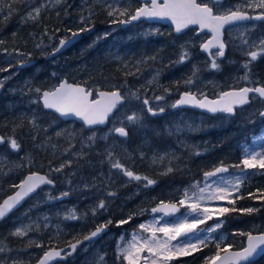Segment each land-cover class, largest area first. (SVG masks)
Masks as SVG:
<instances>
[{
    "label": "rangeland",
    "instance_id": "1",
    "mask_svg": "<svg viewBox=\"0 0 264 264\" xmlns=\"http://www.w3.org/2000/svg\"><path fill=\"white\" fill-rule=\"evenodd\" d=\"M23 1L25 2V0ZM68 1L74 11L68 24L86 26L87 19H91L83 8L88 0ZM64 2L67 1L60 0V3L57 4L55 0H27L24 7H20V12L13 21L12 27L17 28L24 25H28L27 28L29 29L30 25L43 27V31L40 32L29 31V37L34 39L32 52L2 48L6 46L4 42L8 40V37L7 32L3 27H0V41H3L0 43V63L6 64L9 68V70L0 71V114L8 111L14 117L26 118L28 124V128L24 129V132L18 136L19 139L11 138L16 139L19 145L23 143L22 151L20 148L18 151L11 149L9 137H6V146L0 147V194L1 190L4 193L13 190L12 185L19 184L26 173L31 172L29 170L36 167H44V172L56 183L55 186L43 187L17 212L3 222L0 231V246L3 247V251H0V264H23L29 261L31 256H35L51 246V241H55L58 235L67 230L70 231L71 228L68 226L72 223L81 222L82 226L84 224L98 226L101 222L111 220V226L114 224L119 229L121 225L118 226L117 222L127 219L129 216L127 214L128 209L134 207L135 204L145 203L147 197L145 196L144 185L147 181L143 178L147 176L135 171L136 173H133L142 179L139 181L130 179L124 175L123 170L112 168V162L118 160L124 169L130 171L129 167L135 169V163L132 160L139 158L142 161L140 164L146 160L149 162L148 165H156L157 170L165 175L169 174V168H175L177 174L168 176L175 181H168V186L157 193L164 198L179 201L184 189L193 183L200 180V186H203V176L201 179L189 180L188 184L185 185L177 181L180 177H188V171L183 162L192 155L203 153L209 146L213 148L215 145L211 137L204 135L207 131L209 132L210 126L213 125L207 119L208 117L185 109H173L172 105L178 97H176L173 89L167 88L163 84L164 71L159 65L161 60L154 63L156 64L155 67L137 74L132 83L123 85V94L127 96L126 102L110 119L105 128L83 131L81 126L74 121L63 123L56 117L41 113L38 109V103L34 101H37L39 96L35 90L37 88L44 89L41 87L42 83L49 82L45 89L53 88L64 78L82 84L83 80L89 79L88 76L97 71L96 69L99 70L100 64L121 60L123 53H119V49L122 41L132 38L138 39L140 35L148 36L157 32L163 35L166 32V27L157 25L144 24L140 27L122 28L118 22H109L102 26L98 32L90 35L92 46L80 42L77 48L53 55L54 49L58 47L60 40L65 38L67 32L65 26H61L58 30L56 28L46 30L44 19L49 15V11ZM89 2L93 6L99 7L100 11L102 9H105L107 13L112 11L116 21L123 17L119 15V11L128 10L132 5L130 0H89ZM0 3L7 5L8 0H0ZM41 3L45 4L46 7L41 10L39 17L36 19L28 18V13L32 8L40 6ZM244 4L245 0H226L222 3V7L241 5L243 10H252V8L245 7ZM57 32L59 34H56ZM225 33L227 54L224 59H217L220 67H223L221 77H218L216 70L210 67L212 58L209 59L208 63H205V58L199 52V46L204 42V34H195L194 30H190L184 35L172 39V48L178 53L179 62L183 53L187 52L188 54L187 58L179 65L171 66V68H180L183 65L185 71L186 79L179 93L191 91L196 95L214 97L219 94L220 85L225 87L227 83L234 84L239 77L244 75L245 69L241 66L250 59L244 53L246 50H257V48L247 49L246 46L242 45V40L246 38L250 45L264 40V25L240 24L229 28ZM13 35L12 38L15 37V34ZM206 36L208 37V35ZM37 45L40 46L37 47ZM141 46L142 43L140 42L139 47ZM92 54L97 55L92 58ZM95 57L99 58L95 59ZM33 59L36 62L32 66L18 67L19 64ZM12 66L13 68H11ZM167 67L168 65L165 68ZM27 68L31 69L24 71ZM43 71L45 76L37 78ZM194 72L196 73L195 76H193ZM154 76L156 77L155 80H153ZM190 78L194 83L187 84L186 81ZM112 80H109V83H112L110 86H115L116 82L114 79ZM150 80L153 81L151 84L148 83ZM236 86L242 85L237 82ZM95 90L101 89L95 88ZM131 92H136L140 99L137 100L131 96ZM156 96H163L164 99L156 101ZM144 98L149 99L150 105L154 109L164 107L165 111L157 115L162 116V119L170 120L172 124H165L161 120L160 125H155V123L147 121L144 124V131L140 132L142 134L139 136L141 137L139 144L149 151L144 150L145 154L134 157V154L129 151L128 136L118 137L111 130L121 126H124L127 131L136 128L133 123L126 120L127 115L135 113L140 116L146 113L151 116L142 103ZM263 105L261 100L252 98L248 106L236 113L237 119L243 122L234 123L232 132H238L240 125H242V134L247 136L251 123L258 118L264 119L260 115ZM203 123L207 125L204 131ZM213 126L219 128L221 123H214ZM57 132L61 135L57 136ZM93 133H95V140L89 142L88 137ZM144 134L148 140H145ZM254 137L258 136L255 135ZM163 138L166 139L165 144L162 141ZM137 143V139L134 138V144ZM60 145H63L64 148H61ZM109 151L112 153L111 161L108 156ZM61 164L64 165L63 169L55 171ZM233 174L229 173L225 176ZM153 180L158 181L156 178ZM249 182L253 183L251 180ZM65 192L68 195L63 196L62 194ZM109 193H113V195H109ZM135 196H141L142 199L130 207L131 197ZM100 201H104L106 207L93 214V209L98 207ZM217 204L214 205L216 208ZM206 206H209V202H206ZM183 207L185 214L180 218H184L190 212L187 205ZM146 210V206L140 205L136 211V216L144 215ZM72 212L77 218H66ZM119 213L122 217L114 221L112 215ZM188 219L191 221L190 216ZM16 228L27 229L26 235H14ZM133 232L135 231L130 230L128 236L132 237ZM115 235L119 238L124 237L119 234ZM110 237L113 238V233H108L104 239L93 245L82 246L79 249V254L91 251L98 253L99 256V251L108 245L107 239ZM160 238H164L163 234L160 235ZM4 241H8L9 245L4 246ZM176 243L175 240L171 241L173 245ZM37 244L41 246L37 247ZM107 247V250H103L104 254L95 259L98 264H111L109 255L113 256L112 264H127L122 258H118V250L116 252L111 245ZM143 255L147 256L148 253L145 252ZM95 261L88 264H94Z\"/></svg>",
    "mask_w": 264,
    "mask_h": 264
},
{
    "label": "snow or ice",
    "instance_id": "2",
    "mask_svg": "<svg viewBox=\"0 0 264 264\" xmlns=\"http://www.w3.org/2000/svg\"><path fill=\"white\" fill-rule=\"evenodd\" d=\"M15 0H8L7 3V16L5 19L10 17L15 9L12 4ZM27 3V0H25ZM55 3H60V0H55ZM245 7L252 9H261L260 13L256 16H250L246 11L243 10L241 5L234 7L223 8L222 0H144L142 6L137 7L134 13L129 14L128 10L119 11L120 16H128L125 20H114V23L128 24L131 21L138 20L140 18L148 19H167L175 25V31L177 33L188 28L190 25H198L200 30L207 29L211 34V39L200 45L201 49L208 52L212 57L210 62L211 69L219 70L220 64L217 62L218 58H222L225 55L226 44L222 39L223 29L225 25L232 24L234 22H240L250 19L264 20V0H245ZM46 7L45 4L41 3L40 6L32 8L28 13V18L36 19L39 17L41 10ZM215 9V11H214ZM114 13L109 11L108 15L112 16ZM83 31V29H81ZM77 33H73L76 36ZM3 43V41H0ZM65 45V40H60V46ZM242 45L246 46L247 49L256 47L258 50H246L245 55L250 59L247 60L241 67L245 69L244 75L239 77L240 80L247 82L249 85L256 84L257 82L251 80V69L249 65L251 62L256 61L258 56L264 54V40H260L254 45H250L248 40L245 38L242 40ZM40 45H37L39 47ZM212 49H216L212 52ZM59 48L54 51H59ZM187 52L183 53L180 57V61L183 62L187 58ZM150 59H155L152 57ZM6 70V69H4ZM137 71L139 69L137 68ZM157 75H159L157 73ZM196 73H193L195 76ZM156 77H153L155 80ZM153 81L150 80L148 83L151 84ZM187 84H192L194 81L190 78L186 81ZM120 87L112 86L111 91H99L96 92V98H92L93 91L90 88L81 86L80 84L68 83L63 80L58 86H55L50 90H41L37 88L35 91L39 94L36 103H42L45 109L53 110L58 113L61 117L75 116L81 119L83 124L89 128L97 125H103L108 120L109 116L113 113L117 106L122 104L127 96L122 95ZM250 94L255 97L264 99V85L258 86H244L240 88H233L229 91H224L219 94V97L215 100H209L206 96L203 99H198L197 95L191 91H185L181 94L173 108L181 105H191L206 109L209 112H223V113H234L236 106H242L250 102ZM131 96L137 100L140 96L136 92H131ZM163 96H156L155 100H163ZM146 111L151 115H157L165 111L164 107L154 109L150 105L148 98H144L142 101ZM261 116H264V111L260 112ZM126 120L130 123H136L140 120V116L133 113L127 115ZM111 131L117 133L120 137H127L128 132L124 126L115 127ZM57 136L61 133L57 132ZM35 139V137H33ZM95 133L88 137L89 142H94ZM257 141H264V134L259 137H254L251 145H245L242 148L243 158L240 164L234 167L242 169L233 175L225 176V173L229 172V168L221 164L215 167L212 171H207L203 174V186L200 181H197L184 189L182 198L179 199L178 203L181 206L187 205L190 212L187 213L183 219L176 220L175 222L164 221V217L174 216L179 211L176 203L160 201L155 207L151 209L153 214L162 213V216H155L152 221L147 223H140L138 225V232H133L131 240L126 245H118V258H122L127 264H169L177 256H188L194 251H199L200 245L207 246L209 239L216 240L215 247L216 252L212 256L206 258V264H246V262L252 261L255 255L264 253V232L253 234L252 232L240 233L246 235L247 244L239 250H233L231 244L224 243V237H210V233L214 232L222 226V221L217 222L213 227L207 229H201L197 231L198 225L204 224L207 220H211L216 211L219 215H223L229 211H237L236 208L221 207L217 210L206 206V202L214 200H225L228 199L230 204H234L235 201L230 199L234 192H238L241 183L247 176V169L260 168L264 169V144H260V150H257ZM4 137H0V143H4ZM10 147L13 150H19L20 145L16 139H10ZM199 154V153H197ZM109 159L111 161L112 153L108 152ZM69 163H71L69 161ZM64 165L61 164L55 171H61ZM111 167L114 169L123 170L124 175L134 180H141L142 177L135 175L132 171L124 169V166L117 160L111 163ZM168 171H172L171 168ZM147 181L146 186L152 185L155 181L143 178ZM44 184H53V181L45 175L32 172L25 177L19 184H14L12 187L18 190L7 199L3 200L0 204V219H3L14 207H16L25 197L30 193H33L37 188ZM63 196L68 195L67 192L62 194ZM113 195V193H109ZM249 195H252L251 193ZM242 198V197H237ZM264 199V194L260 197ZM104 201H100L97 208L93 209V214L99 209H104ZM241 211L252 213L256 211L254 208H245ZM191 217L189 221L188 217ZM68 219H76L75 213H69L66 217ZM132 217L128 219H122L117 222L118 226L127 224L130 222ZM111 224L112 221L107 222ZM107 224L98 226L89 235L83 237V240H91L96 237ZM27 229L16 228L14 235L24 236L26 235ZM141 233H148L149 235L144 236ZM158 233L163 234V239L158 236ZM184 237L183 240H178V237ZM195 237V239H193ZM123 240V237L121 238ZM177 241L176 244H171V241ZM82 241L77 240L75 243L70 244V252L65 253V249H49L45 251L43 256L39 259L38 264H49L50 261L55 258H61L62 253L70 255L71 252H75L77 246ZM224 245L223 247L221 245ZM37 247L41 245L37 244ZM0 251H3V247L0 246ZM148 253L147 256L143 255Z\"/></svg>",
    "mask_w": 264,
    "mask_h": 264
},
{
    "label": "trees",
    "instance_id": "3",
    "mask_svg": "<svg viewBox=\"0 0 264 264\" xmlns=\"http://www.w3.org/2000/svg\"><path fill=\"white\" fill-rule=\"evenodd\" d=\"M67 2L62 3L57 8L53 9L52 11H49V15L47 16L45 20L44 26L46 27V30H53L56 28L57 30L61 26H65V31L67 34L65 35V38L70 36L74 32H85L86 26H73L69 25L71 14L74 12L72 6L69 5V1L65 0ZM25 2L23 0H15V2L12 4V7L15 9V11L12 13L10 17L5 19L7 16V5L0 3V27H3V29L7 32L8 40L4 42V45L2 48L4 49H18V50H24L25 52H32L33 51V37H29V31H43V27L36 25H30V29L27 28L28 25H24L23 27H12L13 21L17 18L18 13L20 12V7H24ZM86 11V13L91 17L92 20H100L101 23L98 24V28L100 29V26L104 22H107L109 20V16L104 12L100 11L99 7L93 6L88 0V3L83 7ZM83 29V31H81ZM15 34V37L12 38ZM56 34H59L57 32ZM62 34V33H61ZM60 34V36H61ZM89 39V38H87ZM83 41L85 38L82 39ZM171 39L169 38V35L162 36L161 38H156L153 40H141L142 46H140V38H132L130 40H124L120 43V49L119 52L123 56L120 61H108L104 64H100L99 70L93 72L88 77L89 79L83 80L82 84L86 85L90 89L95 92V88H99L102 90H111L112 86H110L109 80L114 79L116 82L115 86H122L120 87V90L124 92L123 85H127L129 83L133 82L134 77L137 76V74L146 72L148 68L156 66V62L161 60L159 63L160 68L163 69V84L167 88H171L175 91L176 97L179 96V91L181 90L186 76L185 71L182 67L178 68H171L172 65H179L181 61L179 62V55L176 53V51L171 47L170 43ZM73 45L70 49L77 48L78 43ZM84 43H87V45L92 46L91 40H85ZM86 45V46H87ZM258 50V49H257ZM67 51V50H66ZM65 51V52H66ZM97 54H92L91 57L94 58V56ZM169 55V56H167ZM238 57V55H235ZM152 57H155V59H150ZM99 58V57H98ZM95 57V59H98ZM209 60H206L205 63H208ZM166 65H168L167 68ZM32 66V65H31ZM6 64L0 63V71H6L9 70ZM30 67V66H29ZM187 67V66H184ZM251 69L252 75L250 76L251 80L257 82L255 85H264V54L258 56L256 61L251 62L249 65ZM13 68V66L11 67ZM137 68L139 71H137ZM183 68V69H181ZM222 66L219 70H216V74L218 77H221L222 72ZM6 69V70H4ZM31 68L24 69V71H27ZM44 71L37 77L42 78L44 77ZM113 81V80H112ZM51 82V81H50ZM224 82V81H223ZM238 83L241 85H249L247 82L242 81L238 78ZM236 82V83H237ZM49 83V82H48ZM47 82H44L41 84L42 88H46L48 85ZM236 83L230 84L227 83V86L225 87H236ZM224 86H219V91L224 90ZM43 113L47 116L52 115L50 112ZM156 116V117H154ZM218 117H209V121L211 123H221V126L219 128H216L215 126L211 125L209 128V136L213 139L215 142L214 147L210 150H206L203 153L195 154L189 157L187 160L183 162V164L186 166V169L188 171V177H180L177 179L178 182L185 185L188 184L189 180H196L201 179L203 174L207 171H210L211 169L215 168L218 164L227 163L229 164V170L231 174H236L242 169H238L234 167L237 164H240L241 159L243 158V146L249 144H252V141L254 139V136H261L264 134V119L258 118L257 120H254L251 123V128L248 132V135L242 134V128L243 126L240 125L238 132H232L233 124H239L243 121L237 119V115L232 116H225L220 115L219 120L217 121ZM154 120V121H153ZM149 121L152 123H155V125H160L161 117L158 115H151L143 114L140 115V120L136 123H133L136 128H131L129 132H132L137 135V137H129L128 144L129 145V151L134 154V157L140 156L142 154H145V151H149L144 148L143 145H140L139 142V136L140 132L144 131V124ZM162 121L167 124L171 123L168 119H162ZM207 125L203 126V131L206 128ZM28 128V124L26 123V118L24 117H14L12 113L5 111L0 114V132L7 135L10 139L11 138H18L20 133H23L24 129ZM236 129V127H235ZM207 131V130H206ZM134 138L137 139V144H134ZM19 139V138H18ZM148 140V139H145ZM155 140V139H154ZM163 143L165 144L166 139H162ZM22 144L20 145V151L23 150ZM264 144V141H257V149L260 150L259 145ZM62 145H60L61 147ZM134 162V171H137L140 174H143V176H147L148 179L153 180L154 178L158 179V181H155L153 185L146 186V194L149 195V199L155 200H145V203L143 204H135L134 207L128 209V217H132L129 223H127L125 228L130 229L132 231L138 232V225L140 223H147L153 220L154 217L150 215H144L143 217L136 216V211L142 206L150 207L156 202L160 201L162 199V195L158 194L159 190H162L163 188L167 187L168 181H175L172 178H168L170 174H177V170L174 168L172 171L169 172V174L165 175L163 172H159L157 170L156 165H148V161L144 160L143 164H140L142 162L139 158H134L132 160ZM133 168V167H132ZM42 169H45L44 167L39 168L36 167L35 169H31L29 171H39L42 173ZM24 173V172H23ZM145 173V174H144ZM156 173V175H154ZM247 176L243 180V182L240 185L239 191L234 192L233 195L230 197V199L234 200V204H230L228 202V199L225 200H214V201H208L210 208H212L214 211L221 208V207H227L229 209L236 208L237 211H229L223 215H219L218 211L215 212L213 215V218L211 220H207L204 224L198 225V232L201 229H207L213 227L217 222L222 221V226L219 229H216L214 232L208 234L210 237H224L225 242L227 244H231L233 248H237L242 244L243 239L246 235H241L240 233H248V232H264V199H260L257 197H260L262 194H264V169L255 168V169H248L247 170ZM154 175V176H153ZM177 178V177H176ZM183 179V180H182ZM182 180V181H180ZM249 180L253 181V183H250ZM154 181V180H153ZM147 184V183H146ZM158 184V185H157ZM157 185V186H156ZM165 185V186H164ZM156 186V187H155ZM252 195H249V194ZM242 197V198H237ZM141 196H135L130 200V207L134 205L137 201L141 200ZM28 201V200H27ZM215 203H218L216 206H214ZM137 209H136V208ZM245 208H254L256 211L252 213H247L241 211ZM131 210V211H130ZM259 213V214H258ZM185 214L183 212L179 216L182 217ZM258 214V215H257ZM260 215V216H259ZM121 217V215L116 214L114 218L118 220ZM127 217V219H128ZM190 220V219H189ZM164 221H161V223H164ZM70 229L67 230L65 233L58 235L56 237L55 241H51L50 245H54L56 247L63 245L66 242L73 241L77 237H81L83 232L80 231V229L76 228V225H69ZM119 229L116 226L115 227V233L118 234ZM128 234V233H127ZM142 235L146 236L148 233H141ZM161 233H158V236H160ZM195 239V237H193ZM216 240L209 239L207 242V246L200 245L199 251H194L191 255L188 256H177L172 261L169 262V264H206V258L212 256L216 252L215 247ZM4 246H8V241L3 242ZM223 247V244L221 245ZM116 247V252H117ZM40 253L36 254V256H31L29 261H34ZM82 257V258H81ZM113 256L109 255L110 263L112 264ZM96 259L95 253L87 252L83 254V256H78L74 260H67L59 262V264H88L94 262ZM257 264H264V257L261 259V261Z\"/></svg>",
    "mask_w": 264,
    "mask_h": 264
},
{
    "label": "water",
    "instance_id": "4",
    "mask_svg": "<svg viewBox=\"0 0 264 264\" xmlns=\"http://www.w3.org/2000/svg\"><path fill=\"white\" fill-rule=\"evenodd\" d=\"M222 2H223V0H222ZM141 19H145V20H147V21H149V22H159V23H163V24H167V25H170L171 27H172V30H173V33L174 34H176V35H179V34H182V33H184L187 29H190V28H197L196 29V34H201V33H206V34H208V35H210V37H207L206 39H205V41L204 42H206L208 39H211V36H212V34L207 30V29H205V30H200L199 29V26L198 25H190L188 28H186V29H184V30H182V32H180V33H177L176 31H175V25L170 21V20H167V19H157V18H153V19H148V18H140V19H138V20H135V21H131L130 23H133V22H137V21H139V20H141ZM245 21H248V20H245ZM240 22H244V21H240ZM130 23H128V24H130ZM235 23H238V22H234V23H232V24H229V25H225V27H224V29H223V36H224V31L227 29V28H229L230 26H232L233 24H235ZM128 24H122V26H126V25H128ZM90 31H88L87 33H89ZM223 36H222V39H223ZM76 37H79V35H76ZM81 37V36H80ZM76 38L74 37V39H73V37L72 38H70L69 40H75ZM70 43L71 42H68V41H65V45L63 46V47H61L60 46V50L61 49H63V48H67V47H69V45H70ZM199 50H200V52L201 53H204V54H206L208 57H210V55H209V53L208 52H205V51H203L202 49H201V47L199 48ZM214 50H216V49H212L211 51H214ZM63 80H66V79H63ZM63 80H61V81H63ZM60 81V82H61ZM59 82V83H60ZM59 85V84H58ZM57 85V86H58ZM81 86H85V85H82V84H80ZM86 87V86H85ZM231 89H233V88H230V89H227V90H225V91H229V90H231ZM205 97V96H204ZM204 97H202V98H200V99H203ZM209 100H215V99H217L218 97H214V98H211V97H208V96H206ZM199 99V98H198ZM264 100V99H263ZM42 104V103H41ZM43 106V105H42ZM181 106H186V105H181ZM189 107H192V108H196V109H198V110H200V111H202V112H205V113H207V114H215V113H212V112H209V111H207L206 109H201V108H199V107H194V106H191V105H188ZM242 106H244V105H242ZM179 107V106H178ZM236 107H241V106H236ZM44 108V107H43ZM45 109V108H44ZM45 110H49V109H45ZM49 111H53V110H49ZM263 111H264V108H263ZM55 114H57L58 116H60L58 113H56L55 111H53ZM217 113V112H216ZM221 113H223V112H221ZM224 114H229V113H224ZM61 117V116H60ZM63 120H76L77 122H79V123H81V124H83V122L81 121V119L80 118H78V117H75V116H68V117H61ZM106 123H107V121H106ZM106 123L105 124H103V125H97V126H101V127H103V126H105L106 125ZM84 125V124H83ZM97 126H93L92 128H95V127H97ZM84 127L86 128V129H91V128H89V127H87V126H85L84 125ZM0 137H4L1 133H0ZM4 140H5V137H4ZM1 144H3V143H0V145ZM220 166V165H219ZM218 167V166H217ZM29 174H27L25 177H27ZM40 175H42V174H40ZM24 177V178H25ZM23 178V179H24ZM45 185H49V184H44V185H41L42 187L43 186H45ZM54 184H51L50 186H53ZM18 189L16 188L12 193H10L9 195H7L5 198H3L1 201H0V204H2L3 203V200L4 199H7L8 198V196H11V195H13L16 191H17ZM37 190V189H36ZM35 192V191H34ZM32 195V193H30L27 197H25L16 207H14L4 218H6L13 210H15V209H17L18 207H20L21 206V204L27 199V198H29L30 196ZM164 202H168V201H164ZM170 203H175V202H170ZM177 204V207L179 208V211L178 212H176L175 214H174V216L176 215V214H178V213H180L181 211H182V207L178 204V203H176ZM156 206V205H155ZM154 206V207H155ZM153 208V207H152ZM151 208V209H152ZM151 209H150V212H151ZM151 214H153L152 212H151ZM157 214H162V213H157ZM171 217H173V216H170V217H164V218H166V219H168V218H171ZM3 218V219H4ZM3 219H0V221L1 220H3ZM107 228L105 227L96 237H94V238H92L91 240H93V239H95V238H97V237H99L105 230H106ZM95 230V229H94ZM93 230V231H94ZM91 233V232H90ZM89 233V234H90ZM88 234V235H89ZM253 234H256V233H253ZM183 237V236H182ZM182 237H178L177 239H180V238H182ZM91 240H80V241H91ZM81 242V243H82ZM75 243V242H74ZM80 243V244H81ZM79 244V245H80ZM246 244H247V237H246V240H245V246H246ZM70 245V244H69ZM68 245V246H69ZM68 246H64V247H59V248H54V249H56V250H60V249H67L68 248ZM49 249H53V247L52 248H49ZM49 249H47L46 251H48ZM234 251L235 250H239V249H233ZM71 253H73V252H71ZM44 254V253H43ZM43 254L39 257V259L43 256ZM263 253H261V254H258V255H255L253 258H252V261L253 260H256L257 258H259L261 255H262ZM65 257L62 255V257L61 258H55L54 260H52V261H50L49 262V264H54L56 261H59V260H63ZM39 259H37L35 262H33V263H28V264H38V262H39ZM246 263H248V262H246Z\"/></svg>",
    "mask_w": 264,
    "mask_h": 264
},
{
    "label": "bare ground",
    "instance_id": "5",
    "mask_svg": "<svg viewBox=\"0 0 264 264\" xmlns=\"http://www.w3.org/2000/svg\"><path fill=\"white\" fill-rule=\"evenodd\" d=\"M225 2V0H223V3ZM248 13V12H247ZM250 16H256V15H258V14H250V13H248ZM1 15V14H0ZM251 21H257V19H250V20H248V21H244V22H238V23H235V24H233L231 27H233V26H236V25H240V24H247V23H249V22H251ZM74 33H77V35H79V37H76V36H73V33L70 35V36H68V37H66V38H63V40H65V41H68V42H71L70 43V45H69V49L73 46V45H75L77 42H79L81 39H80V36H86L87 35V31H85V32H74ZM73 37V39H74V37L76 38L75 40H69L70 38H72ZM208 37H210V35H208ZM223 40H224V42H225V35L223 36ZM225 44H226V42H225ZM57 48H59L60 49V42H59V44H58V47ZM66 51V47L65 48H63V49H61V50H59V51H55L54 53H53V55H58V54H60V53H62V52H65ZM226 54H227V45H226V48H225V55H224V57H222V58H219V59H224L225 58V56H226ZM36 62V60H30V61H28V62H25V63H22V64H19L18 65V67L19 68H25V67H29V66H31V65H33L34 63ZM0 77H1V73H0ZM64 79H66V78H64ZM80 84V83H79ZM84 85V84H83ZM43 90H48V89H43ZM111 90H113V89H111ZM111 90H99V91H111ZM93 91V90H92ZM96 92L97 91H95V92H93L94 93V95L96 96ZM185 91H182L180 94H179V96H178V98H177V100L178 99H180V96H181V94L182 93H184ZM121 93H122V95H124L123 94V92L121 91ZM197 98H198V96H197ZM176 100V101H177ZM175 101V102H176ZM125 102H126V100L122 103V104H120V105H118L117 106V109H115L114 111H113V113L109 116V118H108V120H107V125L109 124V122H110V119L115 115V113L120 109V107L122 106V105H124L125 104ZM175 102H174V104H175ZM186 106H188V105H186ZM186 106H179V107H175V108H173L174 110H179V109H183V108H185ZM263 118H264V116H262ZM105 128V127H104ZM87 167V166H86ZM217 167V166H216ZM212 170H214V168L213 169H211L210 171H212ZM32 172H36V173H39V174H42V175H45V176H47L49 179H51L46 173H42V172H39V171H31V172H28V173H26V175L27 174H31ZM136 173V172H135ZM145 174V173H144ZM25 175V176H26ZM24 176V177H25ZM154 176V175H153ZM23 177V178H24ZM182 178V177H181ZM23 180V179H22ZM52 180V179H51ZM183 180V179H182ZM182 180H180V181H182ZM53 181V184H54V186H55V181L54 180H52ZM198 181H200V180H198ZM168 184V183H167ZM150 186V185H149ZM165 186V185H164ZM42 189V186H40L39 188H37V190H35V192H33L32 193V195H31V197L33 196V195H35L39 190H41ZM118 189V188H117ZM129 192V191H128ZM159 193V192H158ZM165 194V193H164ZM130 195V194H129ZM155 199V198H154ZM127 201V200H126ZM125 201V202H126ZM27 201H24L22 204H21V206H23L25 203H26ZM132 204V203H131ZM136 208V207H135ZM125 209V208H124ZM137 209V208H136ZM131 211V210H130ZM123 212H124V210H123ZM120 214V213H119ZM128 214V213H127ZM259 214V213H258ZM257 214V215H258ZM260 216V215H259ZM258 233H261V232H257L256 234H258Z\"/></svg>",
    "mask_w": 264,
    "mask_h": 264
},
{
    "label": "flooded vegetation",
    "instance_id": "6",
    "mask_svg": "<svg viewBox=\"0 0 264 264\" xmlns=\"http://www.w3.org/2000/svg\"><path fill=\"white\" fill-rule=\"evenodd\" d=\"M226 1V0H225ZM130 2H131V6H130V8L128 9V12H129V14H132V13H134V11H135V9L137 8V7H140V6H142L143 5V3H144V0H130ZM260 11H262L261 9H255V11L252 9V10H247V12L248 13H250V14H259L260 13ZM107 15H108V13H106ZM109 16V15H108ZM125 19H128V16H123L122 18H121V20H125ZM114 21V17H113V15L112 16H109V20L107 21V22H104L102 25H106V24H108L109 22H113ZM101 23V21L100 20H90V19H87V21H86V26H89V27H93V26H98V24H100ZM249 23H255V24H257V25H264V20H257V21H251V22H249ZM249 23H247V24H249ZM144 24H146V25H155L154 23H151V22H148V21H146V20H141V21H139L138 23H135V24H133V25H130L129 27H140V26H143ZM207 133H205L204 135H206ZM128 136H130V132H128ZM144 136H145V134H144ZM146 137V136H145ZM209 150L211 149V148H208ZM4 197V192H3V190H1V194H0V198L2 199ZM105 224H107V226H108V228L110 227V224H108L106 221H104V222H101V223H99V225H105ZM2 225H3V223L1 222L0 223V231H1V229H2ZM109 230H110V228H109ZM109 230H108V232H107V234L108 233H110L109 232ZM107 234H105L104 236H102L101 238H99L98 240H96L94 243H97V242H99V241H101L102 239H104L106 236H107ZM93 243V244H94ZM92 244V245H93ZM240 247V246H239ZM239 247H237V248H233V249H238ZM76 257V254L74 255V256H72V257H70L69 259H74ZM68 260V259H67Z\"/></svg>",
    "mask_w": 264,
    "mask_h": 264
}]
</instances>
